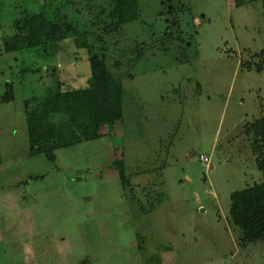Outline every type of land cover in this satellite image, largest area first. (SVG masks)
Masks as SVG:
<instances>
[{
  "label": "rangeland",
  "instance_id": "obj_1",
  "mask_svg": "<svg viewBox=\"0 0 264 264\" xmlns=\"http://www.w3.org/2000/svg\"><path fill=\"white\" fill-rule=\"evenodd\" d=\"M236 1L171 0L168 15L137 0L116 28L112 0H0V264H264V240L242 246L229 218L230 195L264 183L246 132L264 116V0ZM28 14L65 38L15 50ZM92 56L122 84L121 119L49 162L28 117L90 89Z\"/></svg>",
  "mask_w": 264,
  "mask_h": 264
},
{
  "label": "trees",
  "instance_id": "obj_2",
  "mask_svg": "<svg viewBox=\"0 0 264 264\" xmlns=\"http://www.w3.org/2000/svg\"><path fill=\"white\" fill-rule=\"evenodd\" d=\"M167 7V14L173 15L174 8L171 0ZM259 0H250L256 2ZM241 5V0H237ZM112 19L114 27L120 28L125 24L135 22L138 19L137 0H112ZM26 20V21H24ZM166 30L173 28L175 21L166 20ZM14 28L20 32L19 41L15 44V50H27L37 52V48L43 44V38H49L52 42H60L65 38L62 27L53 25L49 29L41 14H28L26 18L14 21ZM169 33V32H168ZM88 51L90 48L86 47ZM261 51L259 55H263ZM92 86L90 89L75 90L69 92L57 91L45 98L44 106L36 117L30 114L31 123L29 130L30 151L34 154H43L49 162H53V151L60 148L72 147L86 141L97 138L100 127L110 129L121 119L123 88L120 80L114 78L108 71L105 62L96 56L89 58ZM260 72L261 68L258 67ZM6 87L11 88L9 83ZM48 108V109H47ZM35 114V113H34ZM45 117V119H43ZM46 119H65L57 125L48 123ZM77 124L81 128H77ZM47 125L46 127H44ZM83 128V130H82ZM247 134H252L264 151V116L255 121L248 129ZM115 169L117 165H112ZM257 168L264 172V159L257 162ZM121 179L124 180V170H119ZM36 179V178H35ZM124 183V182H123ZM166 200L165 195L151 205L154 209L158 201ZM229 218L232 225L241 234V244L246 246L264 240V183L256 184L230 195Z\"/></svg>",
  "mask_w": 264,
  "mask_h": 264
},
{
  "label": "built area",
  "instance_id": "obj_3",
  "mask_svg": "<svg viewBox=\"0 0 264 264\" xmlns=\"http://www.w3.org/2000/svg\"><path fill=\"white\" fill-rule=\"evenodd\" d=\"M203 163H206V162H208V159L206 158V157H201V159H200Z\"/></svg>",
  "mask_w": 264,
  "mask_h": 264
}]
</instances>
